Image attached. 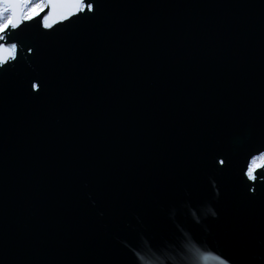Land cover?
I'll use <instances>...</instances> for the list:
<instances>
[{
  "label": "water",
  "instance_id": "95a60500",
  "mask_svg": "<svg viewBox=\"0 0 264 264\" xmlns=\"http://www.w3.org/2000/svg\"><path fill=\"white\" fill-rule=\"evenodd\" d=\"M43 31L37 19L23 35ZM237 97L264 107V0H105L54 25L0 86V264H131L134 251L140 264H219L259 246V212L237 240L222 200L199 224L176 204L196 183L212 192L219 152L243 191L255 123H226Z\"/></svg>",
  "mask_w": 264,
  "mask_h": 264
},
{
  "label": "snow or ice",
  "instance_id": "6c2138e0",
  "mask_svg": "<svg viewBox=\"0 0 264 264\" xmlns=\"http://www.w3.org/2000/svg\"><path fill=\"white\" fill-rule=\"evenodd\" d=\"M105 0H0V86L9 76L20 75L23 65L40 52V42L49 35L54 25L71 22L74 19H93L100 13ZM38 19V27L43 29L30 42L23 35L30 22ZM26 53V55H25ZM42 85L35 78L31 79V92L37 93ZM235 116L226 121L235 124L239 120L254 121V133L249 134L247 151L241 165L239 183L243 191L235 193L231 177L227 174V156L217 153L211 177L212 192L207 185L196 183L192 195L180 199L176 204L190 214L196 224L198 210L204 207L211 196L217 202L223 201L224 218L222 229L231 237L242 240L250 231V217L259 212L262 222L261 243L259 246H243L237 252H219V264H264V107L259 115L249 110L240 98H234L229 105ZM209 147H214L210 145ZM198 176L199 171L193 172ZM216 205L207 207V212L216 220L220 212ZM158 250V249H157ZM198 252V250H197ZM204 257L201 256V259ZM131 264H140L139 251L130 255Z\"/></svg>",
  "mask_w": 264,
  "mask_h": 264
}]
</instances>
